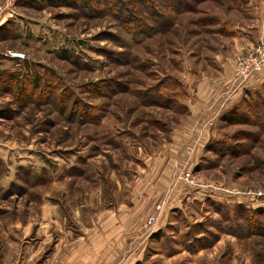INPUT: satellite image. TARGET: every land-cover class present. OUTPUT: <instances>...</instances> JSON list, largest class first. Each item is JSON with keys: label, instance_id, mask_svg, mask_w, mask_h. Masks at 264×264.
Returning a JSON list of instances; mask_svg holds the SVG:
<instances>
[{"label": "rangeland", "instance_id": "374dc122", "mask_svg": "<svg viewBox=\"0 0 264 264\" xmlns=\"http://www.w3.org/2000/svg\"><path fill=\"white\" fill-rule=\"evenodd\" d=\"M30 1L0 31V236L81 227L117 202L139 212L143 246L169 200L149 264L163 247L188 249L181 264H264V84L235 82L240 49L264 41V0Z\"/></svg>", "mask_w": 264, "mask_h": 264}, {"label": "crops", "instance_id": "0c3cea01", "mask_svg": "<svg viewBox=\"0 0 264 264\" xmlns=\"http://www.w3.org/2000/svg\"><path fill=\"white\" fill-rule=\"evenodd\" d=\"M23 1L26 0H0L1 32H3L1 28L12 21L13 12H16L17 5L20 6ZM249 1L251 0H245L244 3ZM261 27L263 25L254 28L256 31L258 29V34L261 32ZM236 28L241 29L243 26L237 24ZM248 35L254 37L250 33ZM248 40L255 41L256 38ZM253 45L251 43L244 45L240 52ZM232 77L235 78L234 72ZM235 82L239 86L243 84L239 81ZM246 82H248L246 83L247 87L243 89L246 91L257 90L258 86L264 84V71L249 78ZM215 189L220 190L219 188ZM197 193L198 190L195 192L196 196ZM182 199L184 201L186 198ZM168 201L161 203L162 209L157 215L155 231L146 238L143 246L137 244V239L142 237L144 231L140 229L142 219L136 207L128 204L124 208L123 203L117 202L108 207L105 203H100L99 214H103V216L98 218L93 215L87 216L92 212L86 210L87 215L84 214L81 227H78L79 223L76 221L72 223L70 220L68 225L62 227L59 219L52 217L51 220L46 219L37 224L34 230L29 229L31 224H24L21 229L14 225L12 231L5 230L6 235L0 236V264H149L150 251L148 247L153 242L162 244L165 233L163 226H173L170 223L171 220L162 221L160 217L166 205L168 208L172 207L169 206L170 201ZM155 213H157L156 208L151 215H155ZM143 227L148 230L146 223H143ZM187 251L189 250L183 248L168 253V249L163 247L156 252V255L168 258V262L164 264H181L177 258L187 254ZM197 254L200 253L194 252L193 254L191 252L192 256Z\"/></svg>", "mask_w": 264, "mask_h": 264}, {"label": "built area", "instance_id": "2783aa9c", "mask_svg": "<svg viewBox=\"0 0 264 264\" xmlns=\"http://www.w3.org/2000/svg\"><path fill=\"white\" fill-rule=\"evenodd\" d=\"M8 54V55H7ZM7 56L15 59H26L27 56L22 52L7 51ZM264 70V41H260L255 46L250 47L241 51L236 56V71L238 75V79L241 83H245L250 75L255 72H261ZM248 194L252 195H263V192H252L247 191ZM157 209H162L161 205H157ZM161 211V210H160ZM157 217V216H156ZM155 215H151L146 222V227L149 229L154 230L155 226L157 225V218Z\"/></svg>", "mask_w": 264, "mask_h": 264}, {"label": "trees", "instance_id": "16d2710c", "mask_svg": "<svg viewBox=\"0 0 264 264\" xmlns=\"http://www.w3.org/2000/svg\"><path fill=\"white\" fill-rule=\"evenodd\" d=\"M48 1H55V2H58V3H62V4H70V5H72V4H74V1L73 0H48ZM33 2V1H32ZM171 2H172V6H175V11H177V10H179V8L177 7L178 6V4L180 3H178V0H171ZM181 2H183V1H181ZM142 3H144L146 6H148L149 5V3H150V0H142ZM23 4H25L26 6H32V4L33 3H31V1L30 0H26V1H24V3ZM182 5H183V3H182ZM150 6V5H149ZM174 8V7H173ZM177 8V9H176ZM154 9H156L155 7H154ZM154 9H153V7H149V8H146L145 9V12H146V15H149V13H150V11H154ZM153 18L155 19V20H157V21H160V18H161V16H157V15H155V17L153 16ZM164 18H162L161 20H163ZM128 23L129 22H133V24H136V23H140V20H139V18H138V16L136 15V14H134L133 12L132 13H129V16H128V14L126 15V19H125ZM3 38H5V37H3ZM11 58V57H10ZM15 59V58H14ZM0 67H2V65H1V63H0ZM3 68V67H2ZM2 75L3 76H12V77H14V78H17V77H19L21 74L20 73H10V71L9 70H6V69H4L3 71H2ZM13 78V79H14ZM256 94V93H258V90H247V94L249 95V94ZM239 108V107H238ZM259 112V111H258ZM258 113H255V115H257ZM261 114V113H260ZM224 142H227V141H224ZM211 146H213V145H211ZM225 147V144H220V146L217 148V147H214V151H216V152H219L221 155H224L225 153H226V151H224V152H222V150H223V148ZM192 233H194V231H192ZM187 235V234H186ZM186 240H187V236H186ZM199 239L198 238H196V237H193L192 238V241H188V243H186V246L188 247V248H190V249H198V247H201V248H204V246H203V244H200L199 243ZM196 244H197V246H196ZM199 245H202V246H199Z\"/></svg>", "mask_w": 264, "mask_h": 264}]
</instances>
